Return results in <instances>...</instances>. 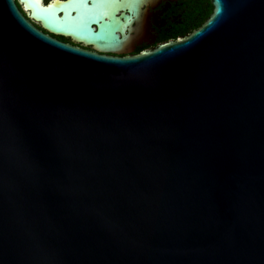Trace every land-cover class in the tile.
Segmentation results:
<instances>
[{
	"label": "water",
	"instance_id": "95a60500",
	"mask_svg": "<svg viewBox=\"0 0 264 264\" xmlns=\"http://www.w3.org/2000/svg\"><path fill=\"white\" fill-rule=\"evenodd\" d=\"M138 1L0 0V264H264V0L108 56Z\"/></svg>",
	"mask_w": 264,
	"mask_h": 264
},
{
	"label": "flooded vegetation",
	"instance_id": "af4514ba",
	"mask_svg": "<svg viewBox=\"0 0 264 264\" xmlns=\"http://www.w3.org/2000/svg\"><path fill=\"white\" fill-rule=\"evenodd\" d=\"M60 1L65 2L66 0H43V4L48 5ZM208 3H210L209 0H139L137 5L139 16L137 19L134 17L133 24L125 31L124 39L129 41L125 52L108 56H137L144 50L173 40L172 37L180 29L186 28L187 19L192 15L191 13L198 12L204 6H208ZM121 6H126V4L122 2ZM18 7L23 12L22 6L18 5ZM33 24L37 29L46 33L40 25ZM119 37L123 38L121 34ZM54 39L82 49L74 44L71 38L54 37ZM86 50L92 52L91 49Z\"/></svg>",
	"mask_w": 264,
	"mask_h": 264
},
{
	"label": "trees",
	"instance_id": "16d2710c",
	"mask_svg": "<svg viewBox=\"0 0 264 264\" xmlns=\"http://www.w3.org/2000/svg\"><path fill=\"white\" fill-rule=\"evenodd\" d=\"M213 11V6L208 3V6H204L198 12H192L191 16L187 19V26L184 29H180L176 35L172 38L174 41L178 40L179 38L191 33L198 29L211 15Z\"/></svg>",
	"mask_w": 264,
	"mask_h": 264
}]
</instances>
